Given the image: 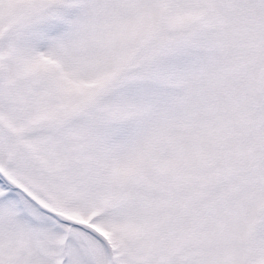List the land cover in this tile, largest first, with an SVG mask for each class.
Here are the masks:
<instances>
[{
  "label": "snow or ice",
  "instance_id": "obj_1",
  "mask_svg": "<svg viewBox=\"0 0 264 264\" xmlns=\"http://www.w3.org/2000/svg\"><path fill=\"white\" fill-rule=\"evenodd\" d=\"M0 264H264V0H0Z\"/></svg>",
  "mask_w": 264,
  "mask_h": 264
}]
</instances>
